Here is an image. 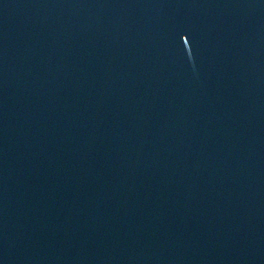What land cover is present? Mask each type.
Here are the masks:
<instances>
[{
  "label": "water",
  "instance_id": "95a60500",
  "mask_svg": "<svg viewBox=\"0 0 264 264\" xmlns=\"http://www.w3.org/2000/svg\"><path fill=\"white\" fill-rule=\"evenodd\" d=\"M0 264H264V0H0Z\"/></svg>",
  "mask_w": 264,
  "mask_h": 264
}]
</instances>
